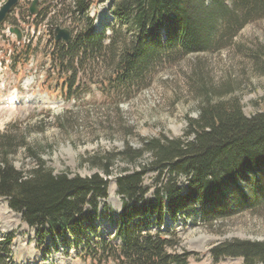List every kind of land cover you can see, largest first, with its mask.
<instances>
[{"label":"trees","instance_id":"1","mask_svg":"<svg viewBox=\"0 0 264 264\" xmlns=\"http://www.w3.org/2000/svg\"><path fill=\"white\" fill-rule=\"evenodd\" d=\"M71 2L69 6L61 1L60 15L49 20L53 39L45 46L58 80L68 77V99L79 75L94 68L105 66L109 86L128 94L165 63L213 51L248 24L264 19V0H233L231 5L226 0H110L114 22L97 32L89 15L95 1ZM66 13L73 17L68 45L54 39ZM26 15L30 26L38 27L47 19L45 12ZM12 49L15 65L26 64L35 55L32 44L14 43ZM202 97L198 118H188L184 138L161 135L145 139L141 150L128 146L119 153L123 163L137 169L117 178L123 211L112 239L102 237L96 226L101 202L108 198L107 178L55 174L39 151L26 144L35 166L29 173L19 171L11 157L21 146L7 135L0 136V198L37 231L41 241L49 235L59 237L91 264H189L190 255L176 251L177 235L161 231L167 218L176 223L199 208L201 222L213 226L240 210L264 209V113L248 117L238 98L217 99L208 88L202 89ZM146 155L150 158L142 163ZM111 161L105 157L96 162L106 177L113 175ZM149 172L158 173L152 200H147L144 187ZM182 179L186 189L180 187ZM153 226L158 232L151 231ZM4 252L7 248L0 249V264ZM212 255L216 262L242 258L244 264H264V242H227L214 248Z\"/></svg>","mask_w":264,"mask_h":264},{"label":"rangeland","instance_id":"2","mask_svg":"<svg viewBox=\"0 0 264 264\" xmlns=\"http://www.w3.org/2000/svg\"><path fill=\"white\" fill-rule=\"evenodd\" d=\"M19 1L11 21L0 29V136L14 138L21 146L11 157L19 171L29 173L35 166L34 157L25 148L28 145L39 151L41 159L55 174L83 178L102 174L107 178L108 198L101 202L100 216H96L102 237H114L112 227L123 211L117 178L126 170L137 169L123 163L119 153L128 146L141 150L145 139L161 135L184 138L188 118H198L203 88L215 92L217 99L238 98L248 117L264 113V19L248 24L232 41L213 51L165 63L143 86L133 88L128 94L109 86L110 74L105 66L94 68L79 75L73 97L68 99L69 86L65 83L68 77L58 80L45 48L53 39L49 20L60 15L58 10L63 0H45V5L39 4V14L45 12L47 19L38 27L26 23V12L34 0ZM64 1L72 5V0ZM92 1L96 4L89 15L94 19L95 30L102 32L114 22L112 4L110 0L104 4ZM232 1L226 0L229 5ZM5 2L0 0V8ZM72 20L66 13L60 19L64 25L59 27L70 30ZM12 27L23 31L21 43L10 33ZM14 43L33 45L35 55L28 63H13ZM105 157H112L111 177H106L96 163ZM149 158L146 155L142 163ZM157 178V172H149L144 178L147 200L155 199ZM241 184L248 190L244 181ZM180 187L186 189L185 179ZM151 231L158 232L154 226ZM161 231L177 235L180 246L176 251L188 253L189 264H244L242 258H222L216 262L212 250L237 240L264 242V209L240 210L208 226L201 222L198 208L195 214L181 216L176 223L167 218ZM91 239L96 237L91 235ZM5 248L2 264H25L27 258L30 264H91L83 259L78 248L59 237L49 235L41 241L37 231L9 208L7 200L0 198V249ZM33 253L40 254V258L36 260Z\"/></svg>","mask_w":264,"mask_h":264},{"label":"water","instance_id":"3","mask_svg":"<svg viewBox=\"0 0 264 264\" xmlns=\"http://www.w3.org/2000/svg\"><path fill=\"white\" fill-rule=\"evenodd\" d=\"M19 0H7V2L0 8V25L5 24L14 9L19 5ZM47 1L40 2L39 0H34L32 2L30 13L33 16L38 15L39 13V4L45 5ZM10 33L16 35L17 41H23V31L18 27L10 28ZM54 37L56 42H63L69 44L72 39V33L68 29L58 27L54 32Z\"/></svg>","mask_w":264,"mask_h":264},{"label":"bare ground","instance_id":"4","mask_svg":"<svg viewBox=\"0 0 264 264\" xmlns=\"http://www.w3.org/2000/svg\"><path fill=\"white\" fill-rule=\"evenodd\" d=\"M12 99H13V97H12ZM11 104H14V102L12 101L11 102ZM12 213V212H11ZM14 215V214H13ZM33 255H35L36 256V260H38L39 258H40V254H38V253H33ZM35 256H32L31 258L32 259H35ZM26 259V258H25ZM31 262L29 261V258H27L26 260H25V264H30Z\"/></svg>","mask_w":264,"mask_h":264}]
</instances>
